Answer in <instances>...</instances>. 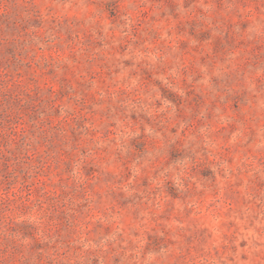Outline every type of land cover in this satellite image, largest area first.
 Masks as SVG:
<instances>
[{
	"label": "rangeland",
	"instance_id": "1",
	"mask_svg": "<svg viewBox=\"0 0 264 264\" xmlns=\"http://www.w3.org/2000/svg\"><path fill=\"white\" fill-rule=\"evenodd\" d=\"M0 264H264V0H0Z\"/></svg>",
	"mask_w": 264,
	"mask_h": 264
}]
</instances>
